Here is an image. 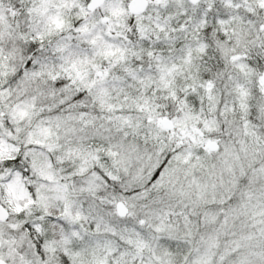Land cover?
I'll use <instances>...</instances> for the list:
<instances>
[{
  "label": "snow or ice",
  "instance_id": "6c2138e0",
  "mask_svg": "<svg viewBox=\"0 0 264 264\" xmlns=\"http://www.w3.org/2000/svg\"><path fill=\"white\" fill-rule=\"evenodd\" d=\"M0 264H264V0H0Z\"/></svg>",
  "mask_w": 264,
  "mask_h": 264
}]
</instances>
